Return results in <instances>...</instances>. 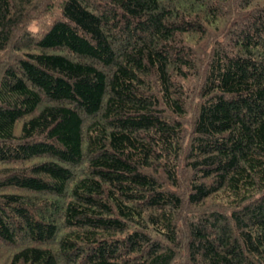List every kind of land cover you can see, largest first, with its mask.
<instances>
[{
  "label": "trees",
  "instance_id": "1",
  "mask_svg": "<svg viewBox=\"0 0 264 264\" xmlns=\"http://www.w3.org/2000/svg\"><path fill=\"white\" fill-rule=\"evenodd\" d=\"M11 264H264V0H0Z\"/></svg>",
  "mask_w": 264,
  "mask_h": 264
},
{
  "label": "rangeland",
  "instance_id": "2",
  "mask_svg": "<svg viewBox=\"0 0 264 264\" xmlns=\"http://www.w3.org/2000/svg\"><path fill=\"white\" fill-rule=\"evenodd\" d=\"M8 248V246L6 247L5 244L0 241V264H11V261L8 258Z\"/></svg>",
  "mask_w": 264,
  "mask_h": 264
}]
</instances>
